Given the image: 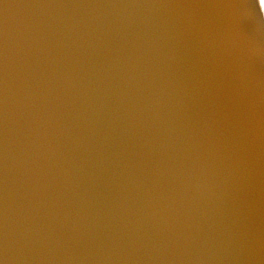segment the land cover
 Returning <instances> with one entry per match:
<instances>
[{
    "label": "water",
    "instance_id": "1",
    "mask_svg": "<svg viewBox=\"0 0 264 264\" xmlns=\"http://www.w3.org/2000/svg\"><path fill=\"white\" fill-rule=\"evenodd\" d=\"M0 264H264V0H0Z\"/></svg>",
    "mask_w": 264,
    "mask_h": 264
}]
</instances>
